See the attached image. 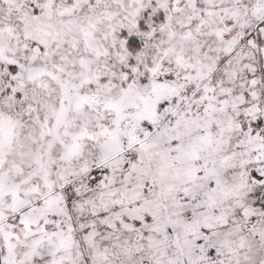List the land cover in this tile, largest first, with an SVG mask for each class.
Returning a JSON list of instances; mask_svg holds the SVG:
<instances>
[{"label": "snow or ice", "instance_id": "snow-or-ice-1", "mask_svg": "<svg viewBox=\"0 0 264 264\" xmlns=\"http://www.w3.org/2000/svg\"><path fill=\"white\" fill-rule=\"evenodd\" d=\"M0 264H264V0H0Z\"/></svg>", "mask_w": 264, "mask_h": 264}]
</instances>
